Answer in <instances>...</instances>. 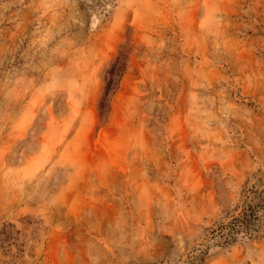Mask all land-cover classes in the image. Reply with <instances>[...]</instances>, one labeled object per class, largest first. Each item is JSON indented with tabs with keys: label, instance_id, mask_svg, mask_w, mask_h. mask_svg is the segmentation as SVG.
<instances>
[{
	"label": "rangeland",
	"instance_id": "rangeland-1",
	"mask_svg": "<svg viewBox=\"0 0 264 264\" xmlns=\"http://www.w3.org/2000/svg\"><path fill=\"white\" fill-rule=\"evenodd\" d=\"M263 177L264 0H0V264H264Z\"/></svg>",
	"mask_w": 264,
	"mask_h": 264
},
{
	"label": "trees",
	"instance_id": "trees-1",
	"mask_svg": "<svg viewBox=\"0 0 264 264\" xmlns=\"http://www.w3.org/2000/svg\"><path fill=\"white\" fill-rule=\"evenodd\" d=\"M127 60L128 55L121 51L107 69L104 90L99 102L101 110L107 107L110 95L118 89L119 80L127 67ZM250 193L251 195H247V199L238 215H232L229 221L218 224L212 230L213 235L222 239L224 243H232L240 235L254 239L256 234L262 230L264 226V177L259 180V186L255 190H250ZM12 226L14 225H5L4 229L0 231L1 242L10 241L8 228ZM202 254L198 256L199 259H202Z\"/></svg>",
	"mask_w": 264,
	"mask_h": 264
}]
</instances>
